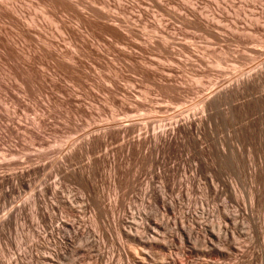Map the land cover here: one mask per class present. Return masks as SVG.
I'll list each match as a JSON object with an SVG mask.
<instances>
[{"label":"rangeland","instance_id":"374dc122","mask_svg":"<svg viewBox=\"0 0 264 264\" xmlns=\"http://www.w3.org/2000/svg\"><path fill=\"white\" fill-rule=\"evenodd\" d=\"M0 264H264V0H0Z\"/></svg>","mask_w":264,"mask_h":264}]
</instances>
